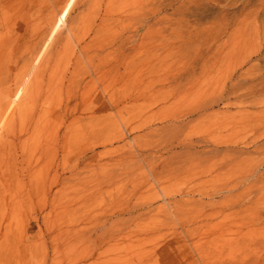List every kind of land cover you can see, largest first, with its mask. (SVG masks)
<instances>
[{
	"label": "rangeland",
	"instance_id": "1",
	"mask_svg": "<svg viewBox=\"0 0 264 264\" xmlns=\"http://www.w3.org/2000/svg\"><path fill=\"white\" fill-rule=\"evenodd\" d=\"M0 264H264V0H0Z\"/></svg>",
	"mask_w": 264,
	"mask_h": 264
},
{
	"label": "bare ground",
	"instance_id": "2",
	"mask_svg": "<svg viewBox=\"0 0 264 264\" xmlns=\"http://www.w3.org/2000/svg\"><path fill=\"white\" fill-rule=\"evenodd\" d=\"M172 3H174V2H171V3H168L167 5H170V6H173L174 4H172ZM192 139V138H191ZM198 140H201V139H198ZM201 141H203V140H201ZM184 142V141H183ZM182 142V147L181 148H183V150H184V148H186V147H191V146H193V148L196 146V142L194 141V140H189V142L186 144V140H185V143H183ZM206 142V145L208 146L209 144H208V141H205ZM199 143V142H198ZM197 143V144H198ZM205 145V146H206ZM214 146L212 147V148H208L207 150L206 149H204V150H206V152H215V153H217V152H219L220 151V149H219V143L217 144V143H214L213 144ZM181 146V145H180ZM191 149V148H190ZM196 149V148H195ZM198 149V148H197ZM187 150V152H188V149H186ZM185 150V151H186ZM193 150V149H192ZM191 150V151H192ZM184 151V152H185ZM195 151V150H194ZM196 151H198V150H196ZM183 152V151H182ZM190 152V151H189Z\"/></svg>",
	"mask_w": 264,
	"mask_h": 264
}]
</instances>
